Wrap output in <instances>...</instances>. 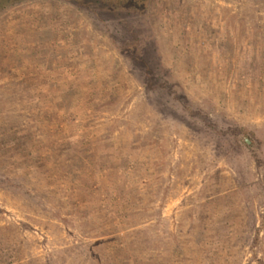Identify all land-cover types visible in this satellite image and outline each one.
Masks as SVG:
<instances>
[{"label": "rangeland", "instance_id": "374dc122", "mask_svg": "<svg viewBox=\"0 0 264 264\" xmlns=\"http://www.w3.org/2000/svg\"><path fill=\"white\" fill-rule=\"evenodd\" d=\"M139 1L175 92L110 15L0 10V264H264V0Z\"/></svg>", "mask_w": 264, "mask_h": 264}, {"label": "trees", "instance_id": "16d2710c", "mask_svg": "<svg viewBox=\"0 0 264 264\" xmlns=\"http://www.w3.org/2000/svg\"><path fill=\"white\" fill-rule=\"evenodd\" d=\"M13 0H0V10L7 7ZM78 4L85 10H90L98 15H110L117 19L120 25V34L124 36L119 46L121 52L128 55V60L140 67L141 79L146 89L171 90L163 64L154 54L155 46L148 42L145 30L142 28V18L146 6L139 0H68ZM139 1V2H138ZM139 3V4H138Z\"/></svg>", "mask_w": 264, "mask_h": 264}]
</instances>
